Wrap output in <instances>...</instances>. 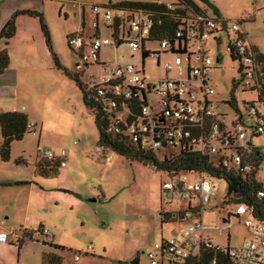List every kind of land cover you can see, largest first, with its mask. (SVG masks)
Returning a JSON list of instances; mask_svg holds the SVG:
<instances>
[{
	"label": "rangeland",
	"instance_id": "rangeland-1",
	"mask_svg": "<svg viewBox=\"0 0 264 264\" xmlns=\"http://www.w3.org/2000/svg\"><path fill=\"white\" fill-rule=\"evenodd\" d=\"M121 1L153 0H0V29L15 12H39L46 22L51 46L50 50L39 17L19 13L15 16L16 32L6 45L9 65L0 73V111H22L35 123L21 139L12 141L9 159L0 158V232L9 233L13 227L34 231L32 239L22 244V264H41L42 250L46 248L41 244L48 237L37 232L40 223L54 242L65 247L60 250L62 264H75L74 254H79L81 264H131L137 257L140 264H150L148 253L155 242L200 218L192 213L185 216L188 201L164 200L161 183L170 177L167 172L97 146L98 128L73 76L84 82L96 74L99 66L93 62L86 68L84 58L93 60L91 48L86 47L80 57L79 50L68 45L67 35L82 31L86 38H93L98 31L99 37L113 41L112 23L103 17V12ZM210 1L227 24L239 21L247 39L264 51V0ZM92 5L101 7L97 19ZM207 9L213 16L212 8ZM217 29L221 31L202 42L188 41L187 52L179 54L183 77L188 63L199 67L203 58L209 57L212 63L207 85L213 89L210 106L224 117L227 126L239 114L250 122L246 103L253 102L261 111L264 106L257 102L256 89L245 88L247 79L240 80L244 62L228 48L234 32L224 30L221 21H217ZM3 47L0 43V49ZM146 47L161 51L157 41ZM100 57L106 61L139 62L140 52L124 39L119 46L102 45ZM174 57L160 52L157 63V58L148 54L143 65L148 75L145 83L157 88L160 79L174 76V70L165 69V63H173ZM147 98L157 108V93L152 90ZM231 98L237 111L229 105ZM253 141L264 146V134ZM45 148L64 160L56 173L47 176L35 173L36 165L44 167L49 163L43 157ZM257 175L264 183V163ZM189 178L199 176L191 174ZM211 179L219 186L217 196L202 206L194 199L191 208H204L203 220L210 226L206 231L214 242L225 244L230 234L231 244L240 243L249 237L243 224L246 215L223 221L226 210L234 205L226 203L230 201L225 197L226 183ZM5 243L6 250L0 246V264L16 263L17 245Z\"/></svg>",
	"mask_w": 264,
	"mask_h": 264
},
{
	"label": "built area",
	"instance_id": "built-area-1",
	"mask_svg": "<svg viewBox=\"0 0 264 264\" xmlns=\"http://www.w3.org/2000/svg\"><path fill=\"white\" fill-rule=\"evenodd\" d=\"M168 7L171 5L168 4ZM91 9L97 19L101 7L92 5ZM103 17L112 23L113 41L98 35L86 38L80 32L70 35L68 43L79 52L90 47L93 60L103 66L102 73L90 75L85 82L87 89L105 105V110L115 114L111 117L113 133H125L132 141H139L143 145H151L154 148L162 144L169 148L191 146L202 149L205 147L223 165L233 166L237 171L251 169V164L243 157L244 149L259 147L261 154L257 156V161L258 169H260L264 163V146L255 143L253 138L264 134V108L261 111L252 102L246 114L250 122H246L242 114H239L231 125L227 126L224 117H219L215 109L210 106L209 95L213 93V89L207 85V75L211 69V59L204 57L199 67H191L188 63L186 76L183 77L184 68L179 54L187 52L189 40L202 42L210 34L219 30L214 18L198 13L181 18L182 23L173 35L175 39H181L171 44L168 37L150 40L149 33L153 26V19L143 10L108 7L104 10ZM227 27L235 33L229 41L228 48L232 55L235 54L239 61L244 62L241 72L242 79H247L244 83L245 88L259 87L261 65L257 59L256 50L246 41L247 33L239 21H231ZM124 39L134 50L140 52L139 62L133 59L114 62L109 59L107 61L98 59V50L102 45L119 46ZM153 41L158 42L161 51L146 47L147 43ZM178 50L182 51L178 52ZM160 52H169L175 56L173 63L168 61L165 63L166 71L174 70L175 75H167L160 79L159 87L155 88L154 85L145 83L148 75L144 73L143 65L148 54L154 55L158 63ZM190 56L189 52L188 62ZM86 58L88 59L89 56ZM152 90L158 95L157 108H154L147 98V94ZM134 97L144 102L136 113H133L129 106V103L132 105L130 100ZM129 116L131 119L126 129H121L119 124L127 123ZM34 125V122L29 121L27 128L30 130ZM43 157L47 160L58 159L55 158L53 151L47 148L44 149ZM58 160L61 165H64V160ZM256 176L258 177L257 173ZM206 177L191 179L187 174L170 176L161 183L164 200L167 202L186 200L188 208L184 212L185 216L191 213L201 214L202 207L192 209L191 201L198 199L202 206L217 196L219 188L212 181V177ZM258 195L263 196L264 189L259 190ZM232 204L234 208L226 210L224 218L226 222H229L232 217L239 220L241 216L246 215L243 224L250 234L247 239L232 247L215 245L196 234L198 230L210 228L203 218H200L173 231L161 242H155L153 250L148 253L150 264H192L191 261L201 244L225 252L228 257L227 264H264V219L255 218L252 210L243 203ZM38 233L46 235L47 242L53 241L52 236L44 228ZM32 236L29 237L25 229L21 227H13L9 233L0 232V241L21 245L25 239H32ZM78 258L79 254H76L75 259Z\"/></svg>",
	"mask_w": 264,
	"mask_h": 264
},
{
	"label": "trees",
	"instance_id": "trees-1",
	"mask_svg": "<svg viewBox=\"0 0 264 264\" xmlns=\"http://www.w3.org/2000/svg\"><path fill=\"white\" fill-rule=\"evenodd\" d=\"M199 1L203 3L205 8H212L214 13L213 18L216 21H221L222 27L224 28L227 20L221 17L218 8L210 0ZM168 4H170L171 7H168ZM110 7L128 10H143L144 12L150 14L153 19V26L149 33L150 40H158L163 37H168L171 44H173L175 40L178 41L181 39H175L173 37L174 32L182 23L181 18L194 13L208 16L206 10L201 8L196 0H173L171 3L161 1H121L114 6H109V8ZM19 13H28L39 17L41 30L45 36V41L51 50L49 32L42 14L29 10L15 12L0 29V43L4 45V47L0 49V73H2L9 65V54L6 45H8L9 39L16 32L15 16ZM219 31L220 30L215 32ZM70 35L72 34L67 35V42ZM255 50L257 59L261 65V74L259 79L260 86H253L249 88V90L256 89L258 92L257 102L264 105V52L258 51L257 49ZM180 51L182 50H178V52ZM95 54L97 55V52H95ZM73 79L82 91V100L84 104L93 114L94 122L99 132L97 146L102 148L104 151L111 150L123 155L127 159L137 160L144 164H149L157 170L167 172L168 176L177 174H187L190 176L191 174H194L199 177L205 175L212 178L222 179L227 185V193L225 197L230 199V201H227L226 203H243L252 210L255 218L264 219V195H258V191L264 189V183L256 176L257 171H259L257 156H260L261 148L244 149L243 157L245 161L251 164V169L248 171H237L233 166L228 167L223 165L216 158V156L212 155L205 147L202 149H196L191 146L169 148L166 147L165 144H162L160 147L154 148L151 145H143L139 141H132L125 133H113L111 130V117L115 114L105 110V105L101 102V100H97L94 93L87 89L85 81L83 82L77 75L73 76ZM241 79L242 74L240 80ZM130 101H132V105L129 103V106L133 113L138 112L140 107L144 104V102L141 100L139 101L137 97L132 98ZM228 102L229 105L234 107V110L237 111L236 104L234 105V98H231ZM246 104L249 106L252 103ZM130 119L131 117L129 116L127 118V123L119 124L121 129H126ZM28 122L29 119L27 114L22 111H0L1 160L5 161L9 159L12 141L21 139L24 133L29 130L27 128ZM169 149L171 152L168 153L167 150ZM45 160L49 163L44 167H42L41 164L36 165L35 173L44 176L56 173L58 171L57 167L59 165V160ZM223 200L225 201V199ZM165 214L169 215L168 213ZM42 228L43 226L40 225L37 232ZM24 229L27 232V235L31 237V230L26 228ZM50 244L56 248L62 249L64 247L55 243ZM42 261L46 264H60L61 257L54 253L45 252L42 256ZM191 263L227 264L228 257L223 251L201 244L199 245L197 254L193 257ZM131 264H139V262L136 258H134Z\"/></svg>",
	"mask_w": 264,
	"mask_h": 264
},
{
	"label": "crops",
	"instance_id": "crops-1",
	"mask_svg": "<svg viewBox=\"0 0 264 264\" xmlns=\"http://www.w3.org/2000/svg\"><path fill=\"white\" fill-rule=\"evenodd\" d=\"M153 1H159V0H153ZM162 2V1H161ZM197 2V1H196ZM165 3H171V2H165ZM198 3V2H197ZM201 8H204L205 10H206V13H207V15L209 16V17H214V15L212 16V15H210V12H209V9H207V8H205V6H203V3L201 2V3H199L198 4ZM212 10V9H211ZM224 30H226V29H229L228 27H227V24H225V27L223 28ZM221 31V30H220ZM81 33H82V31H81ZM83 34V33H82ZM95 35H98L99 36V33H98V31H97V34H95ZM228 36H230V35H228ZM235 36V33H234V35L232 36V37H229V41H230V39L231 38H233ZM248 36L246 35V41L247 42H249L253 47H255V49H257L258 51H260L259 50V48L256 46V45H253L252 43H251V41H249L248 39ZM102 47V46H101ZM101 47H100V49L98 50V59L100 60V61H105L106 59H101V57H100V52H101ZM86 49V48H85ZM84 50L82 51V52H80V57L81 56H83L84 55ZM261 52H264V51H261ZM112 61V60H111ZM93 62H94V64H96V65H98L99 67L97 68V71H96V74H100V73H102L103 72V66L100 64V63H98L96 60H92L90 63H88L87 64V66H86V68H89V66L90 65H92L93 64ZM114 62V61H113ZM0 139H1V136H0ZM225 201L224 200H222V203H224ZM225 204V203H224ZM232 208H234V206H232ZM202 209H203V212L201 213V214H198V213H195V214H197V215H199L200 216V218H203V213H204V208L202 207ZM1 210H2V207H1V201H0V212H1ZM172 215H174L175 216V214H172ZM199 218V219H200ZM223 219V221H225L226 222V220H225V218L223 217L222 218ZM195 221H197V220H195ZM193 223V222H192ZM190 224V223H189ZM40 225H42L41 223L39 224V226ZM188 225V224H187ZM38 226V227H39ZM43 226V225H42ZM186 226V225H185ZM183 227V226H182ZM26 229H29V230H31V233H33L34 231L32 230V229H30V228H27V227H25ZM24 229V228H23ZM207 229H203V230H198L197 232H196V234L197 235H200L204 240H209L210 242H212L213 244H215V245H218V246H228V247H232V246H235V245H237V244H239V243H237V244H231L230 243V234H227V243H225V244H220V243H218V242H214L213 241V239H212V237H211V235L209 234V233H207V231H206ZM173 231H175V230H173ZM249 236H250V234H249ZM169 237V236H168ZM167 237H162L161 238V240L160 241H158V242H161L162 240H164V239H166ZM247 239V238H246ZM25 241V240H24ZM243 240H241L240 242H242ZM50 243H55V244H57V245H60L59 243H57V242H54V241H52V242H43L41 245L43 246V247H46L45 249H43L42 250V255H41V264H46V263H44L43 261H42V256H43V254L45 253V252H50V253H54V254H56V255H59L60 257H61V263L60 264H62V261H63V257L61 256V251L60 250H62V249H64L65 247H63L62 249L61 248H56V247H54L53 245H51ZM23 244V243H22ZM22 244L21 245H17V251H18V258H17V261H16V263H10V264H22L21 263V260H22V256H23V248H21L22 247ZM0 246H1V249L4 251V250H6V248L8 247L7 246V244L5 243V242H3V241H0ZM10 246H12L11 244H10ZM14 247V246H13ZM198 249V248H197ZM75 255L76 254H74V261L76 262L75 264H78V262H80V259H81V257L79 256V258L78 259H75ZM137 259V261L139 262V260H138V257L136 258ZM79 264H81V262L79 263ZM140 264V263H139Z\"/></svg>",
	"mask_w": 264,
	"mask_h": 264
},
{
	"label": "flooded vegetation",
	"instance_id": "flooded-vegetation-1",
	"mask_svg": "<svg viewBox=\"0 0 264 264\" xmlns=\"http://www.w3.org/2000/svg\"><path fill=\"white\" fill-rule=\"evenodd\" d=\"M81 57H82V56H81ZM82 58H83V57H82ZM91 61H92V60H91ZM91 61H90V58L87 59V58L85 57V58H84L85 66H87V64L90 63Z\"/></svg>",
	"mask_w": 264,
	"mask_h": 264
}]
</instances>
